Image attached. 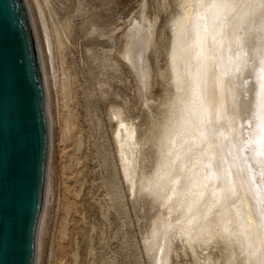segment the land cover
<instances>
[{
    "label": "bare ground",
    "instance_id": "6f19581e",
    "mask_svg": "<svg viewBox=\"0 0 264 264\" xmlns=\"http://www.w3.org/2000/svg\"><path fill=\"white\" fill-rule=\"evenodd\" d=\"M199 2L238 8H206L194 15L193 0H158L153 9L141 0L131 14L117 51L128 72L120 80L128 81L139 106L132 112L131 100L125 97L122 104L110 107V141L98 147L101 171L108 174L102 185L119 218L127 217L124 197H128L149 264H260L264 260V0ZM253 4L261 7L253 9ZM107 28L103 33L111 44L103 49L100 61L115 77L121 68L113 56L115 28ZM97 31L92 26L89 35ZM107 85L111 87L108 81H99L101 91ZM173 106L185 140L210 146L195 173L201 198L193 212L210 208L213 226L233 233L230 247L222 242L170 243L156 210L142 195L145 168L156 163L154 145ZM234 108L253 116L245 121L234 115ZM131 246L137 263L133 239Z\"/></svg>",
    "mask_w": 264,
    "mask_h": 264
},
{
    "label": "rangeland",
    "instance_id": "374dc122",
    "mask_svg": "<svg viewBox=\"0 0 264 264\" xmlns=\"http://www.w3.org/2000/svg\"><path fill=\"white\" fill-rule=\"evenodd\" d=\"M27 1L46 76L52 127L47 210L40 245L38 240L37 264H149L141 250L140 227L128 197L124 195L125 218H119L108 204L102 185L108 174L102 173L98 158L100 143L110 141V107L129 97L131 111H138L135 92L131 93L128 81L120 80L121 76L127 78L128 72L117 50L141 0ZM157 1L150 0L149 8L153 9ZM159 17L161 23L164 13ZM91 25L98 31L89 35ZM106 28H115L111 31L117 45L113 56L121 65L120 75L115 77L102 68L100 61L104 59L103 49L111 44L103 33ZM102 80L111 83L116 94H111L108 85L101 91ZM132 239L137 263L131 254ZM180 259L184 262L183 257Z\"/></svg>",
    "mask_w": 264,
    "mask_h": 264
},
{
    "label": "water",
    "instance_id": "95a60500",
    "mask_svg": "<svg viewBox=\"0 0 264 264\" xmlns=\"http://www.w3.org/2000/svg\"><path fill=\"white\" fill-rule=\"evenodd\" d=\"M43 71L27 0H0V264H37L50 160Z\"/></svg>",
    "mask_w": 264,
    "mask_h": 264
},
{
    "label": "clouds",
    "instance_id": "9594fccd",
    "mask_svg": "<svg viewBox=\"0 0 264 264\" xmlns=\"http://www.w3.org/2000/svg\"><path fill=\"white\" fill-rule=\"evenodd\" d=\"M191 7L195 15L206 8L237 9L238 5L204 4L193 0ZM250 7L258 9L261 5L253 4ZM233 113L245 121L253 116L235 108ZM153 150L156 163L145 168L141 192L156 210V219L163 226L164 236L170 243H182L185 246L222 242L230 247L234 240L233 233L213 226L209 219L210 208L203 213L193 212L201 198V193L196 191L195 173L206 158L210 146L185 140L175 106L169 108L164 130ZM260 264H264V260Z\"/></svg>",
    "mask_w": 264,
    "mask_h": 264
}]
</instances>
